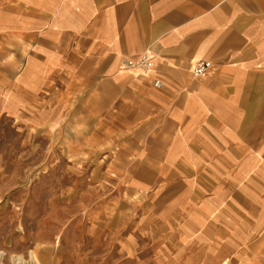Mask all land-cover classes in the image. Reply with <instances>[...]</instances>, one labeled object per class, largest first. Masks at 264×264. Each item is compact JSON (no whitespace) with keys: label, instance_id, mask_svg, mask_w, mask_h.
<instances>
[{"label":"crops","instance_id":"1","mask_svg":"<svg viewBox=\"0 0 264 264\" xmlns=\"http://www.w3.org/2000/svg\"><path fill=\"white\" fill-rule=\"evenodd\" d=\"M0 116L67 117L122 183L181 190L208 264H264V0H0Z\"/></svg>","mask_w":264,"mask_h":264},{"label":"rangeland","instance_id":"2","mask_svg":"<svg viewBox=\"0 0 264 264\" xmlns=\"http://www.w3.org/2000/svg\"><path fill=\"white\" fill-rule=\"evenodd\" d=\"M25 118L0 116V264H208L212 225L203 235L195 218L182 224L187 202L168 200L179 188H154L146 170L122 183L67 117Z\"/></svg>","mask_w":264,"mask_h":264},{"label":"built area","instance_id":"3","mask_svg":"<svg viewBox=\"0 0 264 264\" xmlns=\"http://www.w3.org/2000/svg\"><path fill=\"white\" fill-rule=\"evenodd\" d=\"M128 65L131 67L140 68L142 70H148L151 68L152 65L151 57L149 54L144 53L140 55L138 58L128 61ZM210 67L211 64L209 61H205V60L197 61L192 68V73L196 77H202L207 74ZM154 85L156 87H159L160 82L155 81Z\"/></svg>","mask_w":264,"mask_h":264},{"label":"bare ground","instance_id":"4","mask_svg":"<svg viewBox=\"0 0 264 264\" xmlns=\"http://www.w3.org/2000/svg\"><path fill=\"white\" fill-rule=\"evenodd\" d=\"M98 120H99V119H98ZM68 127H69V126H68ZM68 127H67V128H68ZM67 128H66V129H67ZM64 131H65V130H64ZM72 131H73V130H72ZM74 134H75V132H74ZM79 135H80V134H79ZM93 136H94V135H93ZM74 137H75V136H74ZM85 137H86V136H85ZM94 137H95V136H94ZM94 137H93V138H94ZM72 138H73V137H72ZM93 138H92V139H93ZM69 144H70V143H69ZM76 145H78V144H76ZM84 146H85V145H84ZM87 146H88V145H87ZM79 149H80V148H79ZM32 254H33V253H32ZM34 257H35V256H34ZM38 262H39V261H38Z\"/></svg>","mask_w":264,"mask_h":264}]
</instances>
